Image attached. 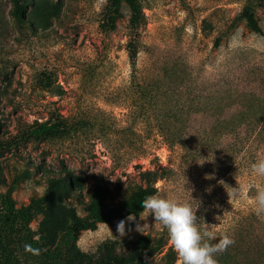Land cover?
<instances>
[{"label": "rangeland", "instance_id": "1", "mask_svg": "<svg viewBox=\"0 0 264 264\" xmlns=\"http://www.w3.org/2000/svg\"><path fill=\"white\" fill-rule=\"evenodd\" d=\"M21 1L27 4L18 20L12 0H0V207L8 201L19 211L32 199L40 205L3 234L13 264H50L47 252L71 210L86 215L97 178L108 190V209L133 201L143 183L139 172L159 166L166 171L154 195L189 203L202 229L205 223L217 236L243 238L247 217L256 221V188L264 186V177L251 172V164L264 159V142L244 138L252 154L238 152L223 172L212 160V122L215 115L264 108V2L256 3L259 34L239 18L247 0H137V27L123 2L109 24L107 0ZM130 41L137 46L134 70ZM181 109L190 115L182 117ZM58 177L65 179L62 197L50 204L44 196ZM228 187H237L238 196ZM135 216L104 223L117 238L103 223L80 230L71 251L92 262L70 264H112L146 234L164 244L149 264H168L161 259L173 251L166 229L151 214ZM121 220L127 234L119 238ZM258 221L255 233L264 239V220ZM136 223L149 227L139 233ZM25 244L41 255L25 253Z\"/></svg>", "mask_w": 264, "mask_h": 264}, {"label": "trees", "instance_id": "2", "mask_svg": "<svg viewBox=\"0 0 264 264\" xmlns=\"http://www.w3.org/2000/svg\"><path fill=\"white\" fill-rule=\"evenodd\" d=\"M260 1L264 2V0H247L239 14V18L244 20L245 24L253 32L263 34L255 15L256 3ZM122 2L130 9L131 25L133 27L140 25L142 21V13L137 0H107L106 12L103 14L104 20L105 18L107 19L106 23L113 24ZM12 3L13 17L22 20L23 9L27 3L21 0H12ZM127 47L129 58L132 61V70H134V59L137 55L135 41H130ZM157 89L158 87L155 88V93ZM255 101L259 102V98H256ZM189 115L190 111L188 109H181L182 117H188ZM223 118L216 115L213 117L212 160L218 162V168L224 172L230 167L231 161L235 158V155L238 154V152H245L249 155L252 154L250 146L244 143V138H250L253 140L257 139V141L264 142V108L260 110L239 109L227 119ZM169 130L170 126H165L163 128L164 134L167 135ZM224 136H232V139L226 141V139L223 138ZM170 141H172V139H170ZM213 143H215V146ZM165 171V168L161 166L141 170L139 172V177L143 183L135 193L134 200L108 209H105V199L108 190L101 180L97 178L85 206L86 215L80 217L74 210H71L70 222L60 233L55 249H51L47 252L46 256L50 258V264L53 262H56L57 264H70L75 261L83 263L92 262L86 254H83L78 250L71 251L73 241L78 232L83 229H94L96 223L112 225L116 220L123 219L129 215L139 214L143 211L141 206L142 201L146 196L154 195L156 193L155 183L157 180L163 178ZM64 180L65 179H62V177L50 179L44 196V199L48 203L54 204L61 200V190L64 185ZM75 190L76 185L68 186L69 194H73ZM39 205L40 204L37 200L32 199L28 206L19 211H15L8 201L2 202L0 207V264H13L12 254L2 242L3 234L5 232H11L21 221H27L32 217L33 213L36 210H39ZM252 216L256 219L253 225V221H249L247 217V220L245 221L246 226L244 224L241 226L240 232L242 235L245 234L243 238H241V235L239 236L237 232L231 233L230 236L234 239V244L223 254L216 257L218 264H259L261 258L264 257V252L260 254V250H264V239L255 233L256 225L259 224V222L262 223V221H258L259 219H257L256 215ZM248 227L254 229L252 234H246L245 229H248ZM155 240L156 237H151L147 234L139 235L132 241L125 253L112 258V264H149L150 260L161 251V248L164 245L163 243H155ZM241 241L245 245L247 253L243 250V244L241 245ZM64 249H68V252H64ZM129 251L131 253H128ZM161 259H166L168 264H174L175 259L173 251L165 252Z\"/></svg>", "mask_w": 264, "mask_h": 264}, {"label": "clouds", "instance_id": "3", "mask_svg": "<svg viewBox=\"0 0 264 264\" xmlns=\"http://www.w3.org/2000/svg\"><path fill=\"white\" fill-rule=\"evenodd\" d=\"M251 172L258 177H264V159L251 164ZM233 198L239 194V189L228 187ZM229 196V193H228ZM253 199L254 214L264 220V186L256 188ZM145 220L150 214L154 221L166 229L169 243L177 256V264H218L216 257L223 254L234 244V239L227 233L217 236L210 227L204 223L203 229L197 223L199 220L192 206L187 202L163 198L159 195L146 196L141 203ZM127 222L136 220L135 215H129ZM104 224V223H103ZM111 236V230L104 224ZM148 224H135V231L141 233ZM128 231H131L129 229ZM119 238L126 233L125 220L117 224L116 229ZM114 237V236H113ZM117 238V237H114ZM216 241V242H214ZM24 251L32 256L41 255L42 250L34 248L31 244L24 245Z\"/></svg>", "mask_w": 264, "mask_h": 264}]
</instances>
